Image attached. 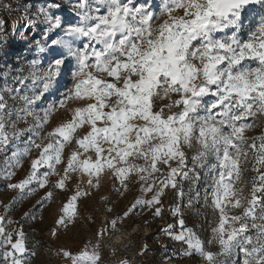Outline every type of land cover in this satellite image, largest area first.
<instances>
[{"label":"rangeland","instance_id":"374dc122","mask_svg":"<svg viewBox=\"0 0 264 264\" xmlns=\"http://www.w3.org/2000/svg\"><path fill=\"white\" fill-rule=\"evenodd\" d=\"M0 264H264V0H0Z\"/></svg>","mask_w":264,"mask_h":264},{"label":"bare ground","instance_id":"6f19581e","mask_svg":"<svg viewBox=\"0 0 264 264\" xmlns=\"http://www.w3.org/2000/svg\"><path fill=\"white\" fill-rule=\"evenodd\" d=\"M121 240H122V239H121L120 236L115 237V242H116V243H119Z\"/></svg>","mask_w":264,"mask_h":264}]
</instances>
